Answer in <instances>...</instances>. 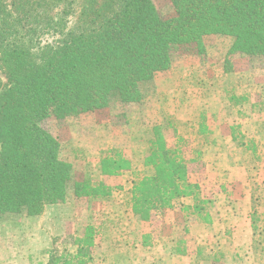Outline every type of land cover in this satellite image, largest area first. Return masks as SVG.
<instances>
[{"label": "trees", "instance_id": "16d2710c", "mask_svg": "<svg viewBox=\"0 0 264 264\" xmlns=\"http://www.w3.org/2000/svg\"><path fill=\"white\" fill-rule=\"evenodd\" d=\"M169 1L173 16L163 18L152 0H0V220L37 216L64 203L69 189L87 201L109 194L98 177L73 180L46 121L139 103L175 57H204L213 37L231 40L226 65L236 57L264 62V0ZM211 144L204 116L195 124L167 117L154 125L140 166L107 150L100 173L130 172V187L115 188L142 221L177 206L206 217L189 166H202ZM94 232L87 226L75 238L78 264L88 253L80 244L90 248Z\"/></svg>", "mask_w": 264, "mask_h": 264}, {"label": "rangeland", "instance_id": "374dc122", "mask_svg": "<svg viewBox=\"0 0 264 264\" xmlns=\"http://www.w3.org/2000/svg\"><path fill=\"white\" fill-rule=\"evenodd\" d=\"M152 1L161 17L173 16L169 0ZM230 44V38L213 37L204 57H175L144 86L139 103L64 124L46 121L61 157L72 164L73 180L98 177L110 191L87 201L69 189L64 203L48 205L37 216L3 217L0 264H78L74 240L87 226L95 234L90 248L80 244L88 252L82 264H264V62L236 57L226 65ZM201 116L212 144L203 165L191 164L189 171L206 217L177 206L140 220L115 188L130 187V172L104 178L102 152L115 150L133 168L140 166L154 125L167 117L195 124Z\"/></svg>", "mask_w": 264, "mask_h": 264}, {"label": "crops", "instance_id": "0c3cea01", "mask_svg": "<svg viewBox=\"0 0 264 264\" xmlns=\"http://www.w3.org/2000/svg\"><path fill=\"white\" fill-rule=\"evenodd\" d=\"M179 258L182 259L181 262H179V263H183L185 261L184 257H179Z\"/></svg>", "mask_w": 264, "mask_h": 264}]
</instances>
